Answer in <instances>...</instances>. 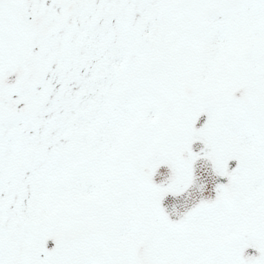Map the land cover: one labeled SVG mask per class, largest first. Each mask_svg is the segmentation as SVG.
Listing matches in <instances>:
<instances>
[{"label":"snow or ice","instance_id":"1","mask_svg":"<svg viewBox=\"0 0 264 264\" xmlns=\"http://www.w3.org/2000/svg\"><path fill=\"white\" fill-rule=\"evenodd\" d=\"M0 264H264V0H0Z\"/></svg>","mask_w":264,"mask_h":264}]
</instances>
